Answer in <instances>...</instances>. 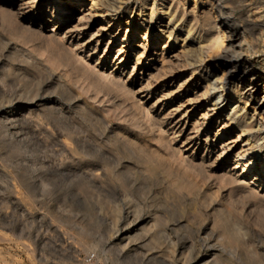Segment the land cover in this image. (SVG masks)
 <instances>
[{
  "label": "rangeland",
  "instance_id": "1",
  "mask_svg": "<svg viewBox=\"0 0 264 264\" xmlns=\"http://www.w3.org/2000/svg\"><path fill=\"white\" fill-rule=\"evenodd\" d=\"M231 1L243 20L241 55L264 78V0ZM19 2L0 0V264H81L87 254L101 264H264V178L244 175L257 195L224 175L242 143L227 155L219 145L240 127L214 137L220 116L197 133L212 101L186 67L190 40L179 34L166 41L156 29L136 64L140 29L119 62L125 19L119 27L91 19L80 44L107 30L80 56L98 74L114 76L111 82L52 47L53 36L76 46L82 14L60 19L61 11L53 16L51 6L35 5L14 16ZM203 61V72L227 69L221 60ZM245 110L252 113L251 102ZM170 113L178 126L167 124ZM188 135L195 140L186 146Z\"/></svg>",
  "mask_w": 264,
  "mask_h": 264
},
{
  "label": "bare ground",
  "instance_id": "2",
  "mask_svg": "<svg viewBox=\"0 0 264 264\" xmlns=\"http://www.w3.org/2000/svg\"><path fill=\"white\" fill-rule=\"evenodd\" d=\"M19 1L20 2L16 13L13 12L14 16H21L23 11L28 12L30 8L34 9L35 5L37 8L44 10H47L51 6L53 16L55 13L61 11L60 15L58 16L60 19L64 13H74L75 11L77 14H82V16L78 18L76 24V39L73 37L71 39L73 42L72 44L76 46L74 48L67 46L62 39L60 40V38L53 36L51 37L52 47H59L61 50L67 51L70 62L73 61L74 64L75 62L80 64L84 71L92 72L93 75H97L99 77L109 78L111 79V82L116 81L113 78L114 76L108 77L109 75H104V73H101L102 75L98 74V71H94V67H87V65H85L86 62L82 56H80L84 55L85 53L89 54L92 50L97 48L99 45V38L101 36H99V34H101V32L104 30H107L106 27H109L113 23L117 24V27H119L122 20L125 19L127 26L126 31L121 41V48L116 53L117 55L119 54V62H121L124 55L126 54V51H122V48H124L125 45L129 43V37L134 38L140 35V29L144 30V33L140 35L142 43L134 46V48H139L141 50V52L137 53L136 64L148 51L150 46L146 45V43H148L150 34L154 33L156 29H158L160 33L164 34L163 39H166V41H169L171 37L176 39L179 34H183V39L188 41L190 40L189 44L192 47L189 50L188 48L186 49L187 56L184 59L187 63L186 67H191L193 69L192 73H197L199 76L198 82L200 83L201 81L203 83L204 92L201 94V97L204 98L206 95H209L211 97L210 101H212V103L210 102L211 104L209 105L206 112L201 115L202 119L200 120H202V122L200 123L199 128H196L197 133L202 128H205L208 122L217 120L220 116L223 117L224 120L221 123L218 131L215 133L214 137L219 135V132L225 128L236 129V127H240V130L236 133V137L234 139H231L226 144L223 142L221 145H219L220 155H227L236 147V145H238V143H242L240 149L233 158L234 162L232 168L224 175L230 183L238 185L237 189H239L240 186V189H243L242 191L245 189L249 194L259 195L258 188H251L250 183L245 181L246 179L244 178V175L252 171L255 172V181L264 178V78L259 72L252 71L250 65L248 66V63H250L248 58L242 57L241 55L242 52H244L242 51V44L245 40L242 32H239L237 27L243 23V20H241L242 18L239 16L236 17L235 10L232 7L233 2L231 0H214L212 1L213 3H209L208 5L205 0H192V8L189 10L188 6H186L187 0ZM215 1L220 2V4L215 6ZM87 3L89 6L87 9L82 11L83 7L86 8ZM6 4V8L11 11L10 9L14 7V3L8 2ZM198 7H200L201 10H198ZM8 10L6 9L4 13L9 12ZM4 15L2 12V16ZM11 15L8 16L10 17L8 18L10 20ZM94 18H100L101 21H105L106 27L101 26L96 33L91 35V38L87 42L80 44L79 37L81 35V31L84 30L85 27L91 22V19ZM13 20L15 19L13 18ZM177 26H180V28H177ZM108 38L107 46L110 44L113 35L111 34ZM164 48L165 46L163 47V50ZM51 51L56 54L54 50ZM87 56L89 57V55ZM210 58L214 60H221L224 68L227 69L222 71L221 75H219L218 69L214 71L208 70L205 72H203L202 69L198 70V64L203 60V62H206ZM192 76L193 75H191V77ZM247 102L252 103L251 114L246 113L245 108ZM241 103H243L244 106H242ZM194 104L196 103L194 102ZM186 113H188L187 110L185 111V114ZM166 117L169 118V122L167 124H170L172 121L170 119L171 113L170 115L167 114ZM180 121L177 120L171 122L173 125L172 127L178 126ZM161 123L163 124V122ZM161 123L159 122L157 124L160 125ZM253 133L256 135L254 134V136ZM188 136L189 137L185 141L186 146L195 140L194 137L192 138L190 135ZM243 138H245V140H243ZM258 141L260 142L258 143ZM212 149H214V147ZM178 154H180V152ZM178 156L181 157V155ZM256 162L259 164L257 169L253 168V165ZM238 166L241 168L240 173L235 171L238 169ZM224 181L226 180L224 179ZM224 181L222 182L224 183ZM243 193L244 195L246 194L245 192ZM254 200L255 202L258 201H256V199ZM259 206H263L262 209L264 208V205L262 204H259Z\"/></svg>",
  "mask_w": 264,
  "mask_h": 264
},
{
  "label": "built area",
  "instance_id": "3",
  "mask_svg": "<svg viewBox=\"0 0 264 264\" xmlns=\"http://www.w3.org/2000/svg\"><path fill=\"white\" fill-rule=\"evenodd\" d=\"M81 264H101L95 257L94 254H87L83 256Z\"/></svg>",
  "mask_w": 264,
  "mask_h": 264
}]
</instances>
